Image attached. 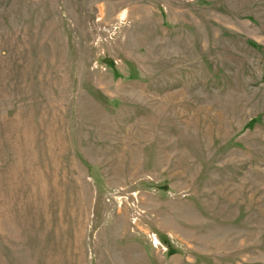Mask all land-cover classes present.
<instances>
[{
  "label": "rangeland",
  "instance_id": "374dc122",
  "mask_svg": "<svg viewBox=\"0 0 264 264\" xmlns=\"http://www.w3.org/2000/svg\"><path fill=\"white\" fill-rule=\"evenodd\" d=\"M0 264H264V0H0Z\"/></svg>",
  "mask_w": 264,
  "mask_h": 264
}]
</instances>
